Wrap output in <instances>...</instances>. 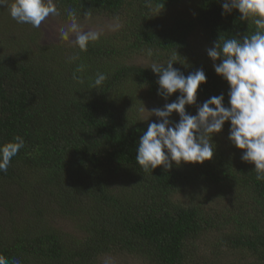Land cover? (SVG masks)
<instances>
[{"label": "trees", "instance_id": "trees-1", "mask_svg": "<svg viewBox=\"0 0 264 264\" xmlns=\"http://www.w3.org/2000/svg\"><path fill=\"white\" fill-rule=\"evenodd\" d=\"M54 3L62 22L70 23L72 9L77 21L106 16L121 27L80 51L70 41L46 42L42 27L17 23L0 7V144L24 139L0 172V255L21 264L126 257L140 264H264V181L229 133L213 135V157L203 163L144 171L135 160L153 122L139 115L140 105H164L180 94L167 101L158 95V74L148 67L174 57L185 76L202 68L207 80L186 112L196 114L221 93L227 107L229 84L207 49L219 37L253 34L252 19L241 21L235 9L222 15V0ZM72 56L78 59L69 62ZM81 64L82 83L72 78ZM97 73L107 79L93 89Z\"/></svg>", "mask_w": 264, "mask_h": 264}, {"label": "clouds", "instance_id": "clouds-1", "mask_svg": "<svg viewBox=\"0 0 264 264\" xmlns=\"http://www.w3.org/2000/svg\"><path fill=\"white\" fill-rule=\"evenodd\" d=\"M221 6L222 15L235 9L241 14V21L252 19L256 26L251 35L227 39L219 37L207 49L208 56L214 62V71L229 84V106L224 105L225 96L221 93L198 105L195 115L187 113L185 106L196 104L197 89L207 80L204 70L200 68L185 76L173 67L176 62L174 57H170L165 64L152 63L148 68L158 74L157 94L166 101L173 93L179 91L180 94L162 108L148 110L151 116L159 119L148 124L137 143L135 160L144 171L161 165L169 170L173 162L180 165L182 162L203 163L210 160L215 150L213 135L222 130L226 121H230L229 141L244 150L241 160L254 164L256 179L264 181V0H222ZM0 7H7L17 23L31 25L37 30L49 17L60 15L54 0H14L12 3L0 0ZM66 11L70 23L56 28L57 37L61 41H70L80 51H86L89 43L99 40L102 33L93 29L84 30L75 12L72 9ZM108 27L112 31L119 30L121 24L118 18ZM147 55H152L151 49L147 50ZM77 59L78 56L69 57V62ZM217 60L220 62L215 63ZM83 71L84 65L81 64L73 72L72 78L82 83L83 78L77 73ZM106 79V74L97 73L91 87L98 88ZM173 112L178 113V122L169 119ZM23 147L24 139L21 136L0 144V172H7L12 158ZM0 264L21 262L15 258L9 261L0 255Z\"/></svg>", "mask_w": 264, "mask_h": 264}, {"label": "rangeland", "instance_id": "rangeland-1", "mask_svg": "<svg viewBox=\"0 0 264 264\" xmlns=\"http://www.w3.org/2000/svg\"><path fill=\"white\" fill-rule=\"evenodd\" d=\"M80 23V25L82 26V28L84 30H88V29H93L96 31H100L101 33H107L109 31H111L108 27V25L110 23H114L113 20H111L110 17H106V16H93V17H86L84 19H81L78 21ZM68 22H62L60 20H57L55 17H49L47 21L43 22L41 27L43 28L42 34H43V38L46 42H57V41H61L60 39H58L57 37V33H56V28L59 26H66L68 25ZM63 42V41H61ZM138 61L136 62H144V58H137ZM144 104V105H143ZM145 106V108H144ZM160 107L162 108L163 105L162 103L159 102H154L151 99H148L147 101L143 102L142 105H140L139 108V115H141L143 117V119H150L153 122L158 121V117H156L155 115L151 116L152 114L148 111L151 110L152 108H157ZM143 108V111H141V109ZM191 111V110H190ZM192 112V111H191ZM191 114V113H189ZM192 115V114H191ZM195 115V114H194ZM172 121H179L180 117L178 115V113L175 114V112L172 114V116L169 118ZM229 127L226 126V124L223 125L222 130L219 133H215L214 135H217L215 138H223L225 137L224 134H228L229 133ZM105 261L102 260V262ZM124 258H120L119 261H106L108 262V264H123L124 263ZM105 262V264H106ZM126 264H140V262L138 260H136V258L133 257H126Z\"/></svg>", "mask_w": 264, "mask_h": 264}]
</instances>
